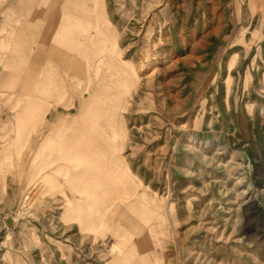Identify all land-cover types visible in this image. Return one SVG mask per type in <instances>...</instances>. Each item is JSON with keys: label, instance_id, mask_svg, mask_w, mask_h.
I'll return each instance as SVG.
<instances>
[{"label": "rangeland", "instance_id": "rangeland-1", "mask_svg": "<svg viewBox=\"0 0 264 264\" xmlns=\"http://www.w3.org/2000/svg\"><path fill=\"white\" fill-rule=\"evenodd\" d=\"M0 264H264V0H0Z\"/></svg>", "mask_w": 264, "mask_h": 264}, {"label": "bare ground", "instance_id": "bare-ground-1", "mask_svg": "<svg viewBox=\"0 0 264 264\" xmlns=\"http://www.w3.org/2000/svg\"><path fill=\"white\" fill-rule=\"evenodd\" d=\"M41 2V1H40ZM44 2V1H43ZM97 13H98V11H97ZM58 19V18H57ZM60 21H61V19H59ZM81 21V20H80ZM79 24H80V22H79ZM53 26H54V24H53ZM57 27V26H56ZM98 29V28H97ZM103 29H104V27H103ZM101 30V29H100ZM59 31V30H58ZM98 32H100V31H98ZM88 33V32H87ZM106 33V32H105ZM94 34H95V32H94ZM97 34V33H96ZM110 34V33H109ZM86 36V35H85ZM94 37H97V36H94ZM68 38V37H67ZM92 38V37H91ZM52 39V38H51ZM58 39H59V36H58ZM61 39V38H60ZM63 40H64V38H62ZM69 39V38H68ZM72 39V38H71ZM99 39V38H98ZM76 40V39H75ZM74 40V41H75ZM91 40V39H90ZM66 41V40H65ZM99 41H100V39H99ZM98 41V42H99ZM67 42H70L69 40L67 41ZM73 42V41H72ZM62 43H63V41H62ZM76 43V42H75ZM86 43V42H85ZM99 43H101V42H99ZM99 43H97L98 45H99ZM103 43V42H102ZM70 44H71V42H70ZM94 44H95V42H94ZM67 45V44H66ZM73 45H74V42H73ZM76 45V44H75ZM93 45V44H92ZM102 45V44H101ZM91 46V45H90ZM97 46V45H96ZM67 47V46H66ZM71 47V46H70ZM69 47V48H70ZM99 46H97V48H98ZM68 48V49H69ZM76 48V47H75ZM91 48V47H90ZM71 49V48H70ZM69 49V50H70ZM77 49V48H76ZM80 49V48H79ZM92 49V48H91ZM94 49V48H93ZM96 49V48H95ZM100 49V48H99ZM73 52H74V50L73 49H71ZM80 50H82V49H80ZM89 51V50H88ZM96 51V50H95ZM98 52V51H97ZM79 53V52H78ZM107 55V54H106ZM75 56V55H74ZM83 56V55H82ZM119 58V57H118ZM103 59V58H102ZM84 60V59H83ZM105 60V59H104ZM106 61V60H105ZM42 63H44V62H42ZM107 63V62H106ZM51 64V63H50ZM50 64H49V66H50ZM99 64H101V63H99ZM52 65H53V63H52ZM51 65V66H52ZM95 65H97V64H95ZM104 65V64H103ZM46 66H48V64L46 65ZM94 66V65H93ZM98 66V65H97ZM125 66H127V65H125ZM53 67H55V66H53ZM44 68V67H43ZM112 68V67H111ZM115 67H113V69H114ZM129 68V67H128ZM54 69V68H53ZM107 69V68H106ZM110 69V68H109ZM56 70V69H55ZM54 70V71H55ZM98 70V69H97ZM110 70H112V69H110ZM47 71L48 70H46V73H47ZM49 71H50V69H49ZM48 71V72H49ZM58 71V70H57ZM57 71H55V72H57ZM62 70H60V72H61ZM93 71V70H92ZM43 72V71H42ZM53 72V71H52ZM104 72V71H103ZM50 73V72H49ZM116 73V72H115ZM120 73V72H119ZM133 73H135V72H133ZM61 74H62V72H61ZM126 74V73H125ZM124 74V75H125ZM26 75L27 74H25V77H26ZM44 75V74H43ZM43 75H41V77H45V76H43ZM50 75V74H49ZM54 75V74H53ZM100 75V74H99ZM115 75V74H114ZM113 75V76H114ZM127 75V74H126ZM51 76H52V74H51ZM58 76V75H57ZM63 76V75H62ZM70 76V75H69ZM98 76V75H97ZM105 76H106V74H105ZM112 76V78L114 79V77ZM40 77V78H41ZM48 77V76H47ZM47 77H45L46 78V80H47ZM54 77H56V76H54ZM61 77V76H60ZM67 77V76H66ZM74 77V76H73ZM72 77V78H73ZM90 77V76H89ZM94 77V76H93ZM104 77V76H103ZM108 77H110V76H108ZM21 78H23V76H21ZM62 78V77H61ZM63 78H64V76H63ZM68 78V77H67ZM24 79V78H23ZM52 79V78H51ZM58 79H59V76H58ZM57 79V80H58ZM69 79V78H68ZM73 79H75V78H73ZM97 79V78H96ZM116 79V78H115ZM120 79V78H119ZM125 79V78H124ZM49 80H50V78H49ZM49 80H47L48 81V83H49ZM56 80V79H55ZM66 80V79H65ZM64 80V81H65ZM118 80V79H117ZM123 80V79H122ZM51 81H54L53 79L51 80ZM64 81H62V82H64ZM108 81H110V80H108ZM123 81H125V80H123ZM41 82H43V80H42V78H41V81H40V84H42ZM60 82H61V80H60ZM61 82V83H62ZM95 82V81H94ZM111 82V81H110ZM116 82V81H115ZM21 83H22V81H21ZM43 83H47V82H43ZM47 83V84H48ZM51 83V82H50ZM49 83V84H50ZM56 83H58V81H56ZM65 83V82H64ZM18 84V83H17ZM48 84V85H49ZM53 84H55V83H53ZM66 84V83H65ZM70 84V83H69ZM87 84V83H86ZM106 84V83H105ZM19 85H21V84H19ZM39 85V84H38ZM48 85H45V88L48 86ZM56 85V84H55ZM61 85V84H60ZM98 85V84H97ZM125 85V84H124ZM17 86V85H16ZM50 86H52V85H50ZM123 86V85H122ZM40 87H41V85H40ZM44 86H42L41 88H43ZM62 87H63V85H62ZM87 87V86H86ZM20 88H21V86H20ZM40 88V90H42ZM52 88V87H51ZM54 88V87H53ZM63 88H67L66 86L65 87H63ZM82 88H83V86H82ZM99 88V87H98ZM102 88H104V87H102ZM113 88V87H112ZM120 88V87H119ZM57 89V88H56ZM105 89V88H104ZM68 90V89H67ZM85 90V89H84ZM103 90V89H102ZM21 91V90H20ZM42 91H44V90H42ZM54 91V90H53ZM63 91V90H62ZM93 91V90H92ZM98 91V90H97ZM116 91V90H115ZM21 92H23V91H21ZM117 92V91H116ZM28 93V92H27ZM55 93V92H54ZM57 93V92H56ZM69 93V92H68ZM94 93H95V89H94ZM101 93V92H100ZM104 93V92H103ZM118 93V92H117ZM59 95H60V93H58ZM62 94V93H61ZM78 94V93H77ZM51 95V94H50ZM69 95V94H68ZM67 95V96H68ZM94 95V94H93ZM99 95V94H98ZM97 95V96H98ZM109 95H112V94H109ZM53 96V95H52ZM55 96H56V94H55ZM100 96V95H99ZM104 96V95H103ZM69 97H70V95H69ZM72 97V96H71ZM86 97V96H85ZM89 97V96H88ZM87 97V98H88ZM95 97V96H94ZM61 98V97H60ZM75 98V97H74ZM80 98V97H79ZM83 98V97H82ZM100 98H102V97H100ZM99 98V99H100ZM38 99V98H37ZM62 100H63V98H61ZM70 99V98H69ZM84 99V98H83ZM97 99V98H96ZM106 99V98H105ZM41 100V99H40ZM65 101H68V99L67 100H65ZM106 101V100H105ZM107 101H108V99H107ZM106 101V102H107ZM71 103L72 101H68V103ZM94 102H95V100H94ZM67 103V102H66ZM65 102H64V104H66ZM93 103V102H92ZM92 103H91V105H92ZM99 103V102H98ZM100 103H102V101L100 100ZM82 105V104H81ZM84 105V104H83ZM90 105V106H91ZM115 105V104H114ZM80 106V105H79ZM89 106V107H90ZM61 107V106H60ZM83 107V106H82ZM97 107V104L95 105V108ZM100 107V106H99ZM112 107V106H111ZM63 108V107H62ZM87 108V107H86ZM95 108H93V110L95 109ZM109 108V107H108ZM107 108V109H108ZM113 108V107H112ZM111 108V109H112ZM91 109V108H90ZM90 109H89V111H90ZM80 110V109H79ZM84 110H87V109H85V107H84ZM92 110V109H91ZM92 110V111H93ZM106 110V109H105ZM113 110V109H112ZM111 110V111H112ZM116 110V109H115ZM88 111V110H87ZM87 111H86V113H87ZM89 111H88V113H89ZM80 112V111H79ZM85 112V111H84ZM82 113H83V111H82ZM92 113V112H91ZM107 114H108V112H106ZM110 113V112H109ZM81 114V113H80ZM92 114H94V112L92 113ZM87 116H88V118H89V115L87 114ZM81 117V119H82V116H80ZM91 117H92V115H91ZM97 118V117H96ZM89 119H91V118H89ZM35 120V119H34ZM94 120V119H93ZM85 122V121H84ZM102 122V121H101ZM110 122V121H109ZM112 122V121H111ZM33 123H34V125H35V123H36V120H35V122L33 121ZM32 123V124H33ZM86 124V123H85ZM84 124V125H85ZM88 124H90V125H85V127L84 128H82L81 130V132H83V130H87L88 128H90L91 130H92V128H95V127H97V125H95V121L93 122H90V123H88ZM103 125H105V128L107 129V125H106V123L104 122L103 123ZM31 126H33V125H31ZM57 127V126H56ZM56 127H55V129H56ZM63 126H61V128H62ZM64 128V127H63ZM98 128V127H97ZM63 130V129H62ZM89 130V129H88ZM108 130H110V132H111V135H113V136H115L114 134H116V132H114V130H116V126H114V123H111V125H110V127L108 128ZM54 131V130H53ZM52 131V132H53ZM88 132V134H90L89 133V131H87ZM54 133V132H53ZM114 133V134H113ZM51 135H52V133H50ZM50 136V135H49ZM54 136H56V135H54ZM74 136V135H73ZM82 136H83V134H82ZM82 136H78V137H76V140L77 141H80L79 143H78V145L76 146V145H74L75 144V142L77 143V141H75V139H74V137H72L71 138V136L70 137H60V138H58V139H55V140H52L53 138H51V140L47 137V138H44L43 140V143H44V145H47V146H50L51 145V143L50 142H54L53 144H55L54 146H57L58 147V149L59 148H64L65 150H62V151H66V157H65V159L66 158H73L74 159V157H81V158H84L85 160L87 159L88 161H90V159L89 158H92V160L93 161H96V166H95V170H97V173H99L100 171L97 169L101 164H105V162H107L111 167H112V174H108V176H107V179H108V185H105L106 187H107V189H109L110 187H112L113 185L114 186H116L115 188H117V185H120V184H122L123 185V183L125 184V181H127V184H128V179L126 180V177H125V175L126 174H128L129 172H131V169H130V167L127 165V163H126V161H125V159H124V156L122 155V153H120V149L119 148H117V146H122V144H121V141L120 140H113V141H108V147L107 148H105V149H102V148H99V147H96V146H92V145H90V144H86L84 141H81V139H82ZM51 137H53V136H51ZM100 137V136H99ZM106 138V137H105ZM94 139L96 140V138L94 137ZM107 141V140H106ZM42 143V142H41ZM40 143V144H41ZM104 143V142H103ZM120 143V144H119ZM94 145V144H93ZM105 145V144H104ZM47 150V149H46ZM61 150V149H60ZM43 154V153H42ZM57 154V153H56ZM59 154V153H58ZM57 154V155H58ZM34 155H35V153H34ZM50 155V154H49ZM48 155V152H47V156H49ZM60 155V154H59ZM59 155H58V157H59ZM64 155V156H65ZM47 156H45L44 158H47ZM54 156H56V155H54ZM102 158H104V159H102ZM63 159V158H62ZM64 159V160H65ZM52 160V159H51ZM58 161V160H57ZM60 162V161H59ZM51 163H53V161H51ZM50 163V164H51ZM49 166V165H48ZM86 166V165H85ZM84 166V167H85ZM84 167H82V168H84ZM50 168V167H49ZM75 168V167H74ZM38 170H40V168H37ZM43 171L45 170V169H47V163H46V165H44L43 166ZM41 169V170H42ZM57 169V168H56ZM55 169V170H56ZM88 170V169H87ZM123 170H125V172H127V173H124L123 172ZM53 170H51L50 172H52ZM58 172H59V170H57ZM68 171V170H67ZM90 171V170H89ZM96 172V171H95ZM60 174V173H59ZM65 175V174H64ZM73 175H75V173H73ZM50 176V175H49ZM48 176V177H49ZM66 176V175H65ZM72 176V175H71ZM124 177H125V180H124ZM96 178V177H95ZM129 178V177H128ZM93 179V178H92ZM90 181H91V178H90ZM48 182V181H47ZM92 182V181H91ZM78 183H80V182H78ZM84 183V182H83ZM82 184V183H81ZM81 184H79V185H81ZM90 184V183H89ZM98 184V183H97ZM109 185H110V187H109ZM71 186V185H70ZM83 186H85V184H83ZM88 186V185H87ZM86 186V187H87ZM90 186V185H89ZM88 186V187H89ZM98 186V185H97ZM85 187V188H86ZM124 187V186H123ZM72 189V188H71ZM88 189V188H87ZM99 189V188H98ZM104 191H105V189H103ZM103 192V191H102ZM117 192V191H116ZM122 192V191H121ZM127 192V191H126ZM110 193V192H109ZM118 193H119V191H118ZM136 193V192H135ZM122 194V193H121ZM127 195V194H126ZM87 196V195H86ZM117 196V195H116ZM111 196H109L108 198H110ZM119 197V196H118ZM87 198V197H86ZM115 199V198H114ZM115 200H117V199H115ZM120 200H121V198H120ZM75 202V201H74ZM118 202V201H117ZM68 203V202H67ZM120 203V202H119ZM126 204V203H125ZM130 204V203H129ZM139 205V204H138ZM137 205V206H138ZM128 206V205H127ZM140 206V205H139ZM129 207V206H128ZM132 208V207H131ZM134 208H136V207H134ZM85 211V210H84ZM116 214H117V211H115V210H113L112 212H111V219H112V221H115V219H116ZM100 216V215H99ZM77 219V218H76ZM108 223V222H107ZM109 225H111V223L109 222L108 223ZM150 225H151V223H150ZM82 227V226H81ZM110 227V226H109ZM111 228V227H110ZM124 236H127V233H125V234H123Z\"/></svg>", "mask_w": 264, "mask_h": 264}, {"label": "crops", "instance_id": "crops-1", "mask_svg": "<svg viewBox=\"0 0 264 264\" xmlns=\"http://www.w3.org/2000/svg\"><path fill=\"white\" fill-rule=\"evenodd\" d=\"M76 158H81V157H76ZM82 159H84V158H82ZM90 159V161H88V162H92L93 163V160H92V158H89ZM87 160V159H86ZM95 166H96V161H94V163H93V169H95ZM100 172L99 173H107V175L110 173V174H112V167L107 163V162H105V164H101L98 168H97ZM96 173V172H95ZM84 174L85 175H87V173H86V171H84ZM92 174H94V173H92ZM75 175H76V173H75ZM74 175V176H75ZM80 175V174H79ZM79 180V179H78ZM80 181V180H79ZM104 182H106V179L104 180ZM107 183V182H106ZM152 226V225H151ZM149 229L150 228H143L141 225H140V244L142 243V240H143V238H144V231H146V232H148L149 231ZM153 256V255H152Z\"/></svg>", "mask_w": 264, "mask_h": 264}]
</instances>
